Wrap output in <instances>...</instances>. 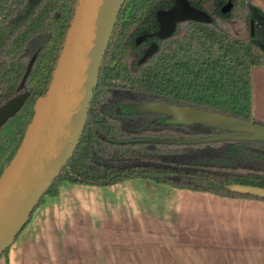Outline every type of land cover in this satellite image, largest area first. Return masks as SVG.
<instances>
[{"label":"trees","instance_id":"1","mask_svg":"<svg viewBox=\"0 0 264 264\" xmlns=\"http://www.w3.org/2000/svg\"><path fill=\"white\" fill-rule=\"evenodd\" d=\"M79 1L0 0V35L9 29L0 46V107L29 94L21 111L0 129V177L22 143L38 100L48 92ZM178 1L125 0L75 153L16 239L63 182L109 187L145 179L219 197L264 200L250 192L264 191V141L155 143L227 132L200 124H165L164 115L125 109L157 103L264 126L253 118L252 84L253 70L264 66V12L251 0H186L212 22H180L171 37L161 38L159 14ZM153 45L158 50L142 63Z\"/></svg>","mask_w":264,"mask_h":264},{"label":"crops","instance_id":"2","mask_svg":"<svg viewBox=\"0 0 264 264\" xmlns=\"http://www.w3.org/2000/svg\"><path fill=\"white\" fill-rule=\"evenodd\" d=\"M264 12V0H251ZM264 123V68L252 73ZM0 264H264V200L225 198L134 179L63 182Z\"/></svg>","mask_w":264,"mask_h":264},{"label":"water","instance_id":"3","mask_svg":"<svg viewBox=\"0 0 264 264\" xmlns=\"http://www.w3.org/2000/svg\"><path fill=\"white\" fill-rule=\"evenodd\" d=\"M125 0H80L47 94L37 102L22 143L0 177V255L15 241L40 199L73 157L84 133L101 67ZM211 23L186 0L159 14L161 38H169L180 22ZM158 50L151 46L141 62ZM34 59L21 83L31 73ZM24 93L0 107V129L24 107ZM134 114L165 115L173 124H200L227 133L161 144L197 145L226 141H264V126L223 115L157 103L130 104ZM264 196V191L250 190Z\"/></svg>","mask_w":264,"mask_h":264},{"label":"rangeland","instance_id":"4","mask_svg":"<svg viewBox=\"0 0 264 264\" xmlns=\"http://www.w3.org/2000/svg\"><path fill=\"white\" fill-rule=\"evenodd\" d=\"M9 34V29L7 28V29H5L2 33H1V35H0V46H1V44L3 43V41H5V39H6V37H7V35ZM263 68H264V66H263ZM128 112H130V113H133V110H132V108H130V106L129 107H126L125 108ZM162 122L163 123H165V124H173V119H172V117H170V116H163L162 117ZM46 198V197H45ZM44 201H45V199H44ZM44 203V202H43Z\"/></svg>","mask_w":264,"mask_h":264}]
</instances>
